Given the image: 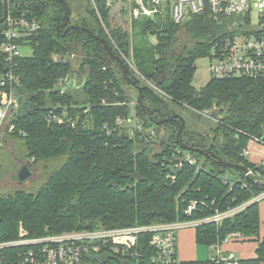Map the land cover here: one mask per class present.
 <instances>
[{
    "label": "trees",
    "instance_id": "16d2710c",
    "mask_svg": "<svg viewBox=\"0 0 264 264\" xmlns=\"http://www.w3.org/2000/svg\"><path fill=\"white\" fill-rule=\"evenodd\" d=\"M64 1L70 9L68 25L105 38L124 60L129 75L142 88L143 104L150 110L148 115L137 103L135 113L144 128L155 129L156 139L146 141L140 132L130 136L124 130L108 132L103 128L130 114V107L124 103L128 99L124 86H135L128 84L119 62L108 55L99 40L83 29H72L64 35V28L57 30L65 12L60 0H7L10 15L33 17L40 28L21 42L31 46L32 54L13 59L16 89L29 107L15 113L11 119L13 131L0 136V176L11 167H20L13 163L15 157L39 166L43 180L33 190L0 193V242L18 239L20 224L27 237L39 238L198 220L216 210L246 203L220 224H196V241L210 246L237 232L241 235L238 240L255 239L258 243L256 256L239 259V264L263 262L259 203L252 199L264 186L249 182L241 169L222 167L212 157L180 148L176 142L179 118L161 125L154 123L180 114L186 122L181 132L185 144L207 149L264 177V163L254 164L242 154L249 139L264 141V78L210 77L200 88L192 84L195 60L210 54L215 38L226 34L225 26L207 13L191 15L179 24L168 17L140 16L132 20L131 31H127L110 24V9L103 0H97L101 20L90 0ZM4 9L5 0H0V20ZM4 27L3 20L0 45ZM54 55L60 59L54 60ZM65 56L74 59L63 60ZM9 64L0 49V76L11 69ZM75 71L83 78L63 89L60 81L67 86L66 79ZM177 106L194 114L198 121L204 120V124L189 121ZM213 110L217 117H207ZM50 111L66 112L76 121V127L48 120ZM6 141L12 144L11 153L4 150ZM5 152L13 158L5 159ZM184 154L194 162L184 160ZM250 177L254 181L257 178L253 174ZM191 201L197 203L188 214L185 209ZM152 234L151 230L138 233L131 253L96 240L99 252L85 254L81 263L156 264L157 249L150 244ZM30 247L0 248V264H16L19 254Z\"/></svg>",
    "mask_w": 264,
    "mask_h": 264
},
{
    "label": "built area",
    "instance_id": "2783aa9c",
    "mask_svg": "<svg viewBox=\"0 0 264 264\" xmlns=\"http://www.w3.org/2000/svg\"><path fill=\"white\" fill-rule=\"evenodd\" d=\"M7 1V0H5ZM110 10L120 8L125 10L128 16L138 18L146 16L155 18L168 17L170 21L179 24L191 15L207 13L215 22L225 26V35L215 38L209 58L210 77L217 79L225 78H264V0H103ZM96 10L97 0H90ZM256 22L252 21V17ZM3 41L0 49L10 63L11 69L0 76V136L3 132H11L14 125L11 123L13 115L19 108L18 94L16 89L17 77L12 71L13 59L21 56V42L27 36L40 28V23L33 17H14L7 13L4 20ZM107 31V30H106ZM128 63L134 69L130 60ZM135 70V69H134ZM130 107V114L126 117H118L112 127L104 125L103 128L110 132L124 130L133 136L140 132L146 141L156 139V131L153 127L144 128L142 121L135 113V100H126ZM48 120L69 124L76 127V121L68 117L66 112L57 114L50 111ZM264 144V141L253 137ZM242 154L246 156L247 149ZM184 160L193 163L194 159L189 154H184ZM259 165V164H258ZM181 166V162L176 164ZM255 175V181L264 186V177L258 171L248 169L244 176ZM264 197V190L252 200L258 201ZM251 200V201H252ZM196 201H191L186 213H191L196 206ZM246 204V203H245ZM245 204L230 208L225 211L216 210L212 215L193 221L196 224L202 222H215L220 224L224 217L231 216L242 209ZM187 221L173 223H161L150 226H135L121 229H101L96 231H73L59 235H50L39 238L27 237V232L20 225L19 237L16 240L0 242V248L17 245H31L28 250L22 251L16 264H80L85 254L98 253L100 244H110L115 249H121L128 253L137 244V234L141 231H153L150 244L157 249L156 264H183L176 254V230ZM183 223V224H182ZM241 235L237 232L228 234L222 242L238 239ZM221 243L210 245L212 254L205 262L195 264H239V259L231 252H223ZM133 255L136 252L132 253Z\"/></svg>",
    "mask_w": 264,
    "mask_h": 264
},
{
    "label": "rangeland",
    "instance_id": "374dc122",
    "mask_svg": "<svg viewBox=\"0 0 264 264\" xmlns=\"http://www.w3.org/2000/svg\"><path fill=\"white\" fill-rule=\"evenodd\" d=\"M133 19L134 18L131 19L128 16V13L125 10H120L119 7L116 8L115 10L114 9L110 10V24L112 26H120V27H122L123 29H125L127 31H131V26H132V20ZM252 21L256 22V18L254 16L252 17ZM102 25H103V28H106L103 23H102ZM107 34H108V32H107ZM152 39H154V36H152ZM113 52H114V50H113ZM20 53L22 55H25V56H30L32 54L31 46L28 45V44H22L20 46ZM69 56H65L63 58V60H66ZM53 59L54 60H59L60 56L54 55ZM69 59L73 60L74 58L72 59V58L69 57ZM120 59L123 60L121 57H120ZM125 60H126L125 62L128 64V66L131 67V65L128 63L127 58H125ZM195 66H196V71H195V74H194V77H193V80H192V84H193L194 87L200 88L210 78V74H209V70H208V68H209V58L207 56H205V57H200V58L196 59L195 60ZM74 73H75L74 75H72V76L70 75L66 79L67 80L66 82H69V85H71L72 83L77 85L79 83L80 79L83 78L81 76V74L78 73L77 71H75ZM83 76H85V74H83ZM17 83H18V80H16V84ZM60 85H62V87H64L63 89H65V87H67V88L69 87L68 85L66 86V83L64 84V80L60 81ZM124 89H125V93L128 95V99L127 100H129V101L135 100L137 102V97H138L137 89L132 88V87H130L128 85H125ZM177 110H179L181 113L186 115L189 121L196 122L199 125L204 124L203 123L204 120L203 121H198V118L194 114L189 113L188 111L184 110L183 108H180V107L177 106ZM217 115L218 114L215 112V110H213V111H210L209 114L207 112L206 116L209 117V118L210 117L213 118V117H217ZM152 141L155 142V140H152ZM3 145L5 147V149H4L5 151H7L9 153L12 152L11 151L12 150V144L9 141L8 142L6 141ZM154 145L155 144H153V146ZM7 152H5L4 158L6 159V158H8L10 156L11 159H12L13 155H11V154H9ZM25 162H26L25 159H22V160L18 161V159H16L15 157L13 158V163L14 164L21 165L22 163H25ZM31 168H32L33 174L28 179H26L23 182H19L16 179V177H15V175L17 173V170H18V167L17 168L11 167V169L9 168L10 171H9V169H8V172L5 171L0 176V193H7V192H10V191H13V190H16V189H20V188L29 189V190L36 189L41 184V181L43 180L42 179L43 174H42L41 168L39 166L34 167L33 165H31ZM159 224H161V223H159Z\"/></svg>",
    "mask_w": 264,
    "mask_h": 264
},
{
    "label": "crops",
    "instance_id": "0c3cea01",
    "mask_svg": "<svg viewBox=\"0 0 264 264\" xmlns=\"http://www.w3.org/2000/svg\"><path fill=\"white\" fill-rule=\"evenodd\" d=\"M246 158L254 164L264 163V144L261 142L249 139L247 145ZM259 216H260V238L264 237V197L258 200ZM183 224V223H182ZM195 225L193 221L185 222L176 230V254L181 262L200 263L208 260L212 254L210 246L197 243L195 235ZM257 240L242 239L229 240L222 242L220 247L223 252H231L240 260L251 259L256 256ZM80 264H84L81 263ZM90 264V263H87ZM92 264V263H91ZM121 264H132L129 261H123ZM260 264H264V261Z\"/></svg>",
    "mask_w": 264,
    "mask_h": 264
},
{
    "label": "water",
    "instance_id": "95a60500",
    "mask_svg": "<svg viewBox=\"0 0 264 264\" xmlns=\"http://www.w3.org/2000/svg\"><path fill=\"white\" fill-rule=\"evenodd\" d=\"M62 2V4L64 5V8H65V12H64V16L62 18V22L61 24H59L57 26V30H59L60 28H64V32H63V35L72 30V29H83L85 30L90 36H92L93 38H95L96 40H99L106 52L108 53V55L112 58V59H115L119 62V65L122 69V74L124 76V78L126 79V81L128 82V84L132 85V86H135V88L137 89L138 91V97H137V103L141 106V108L148 113H150V110L148 107H146L144 104H143V99H142V88L136 84V82L131 78V76L129 75V72H128V68L126 66V64L123 62V60L120 59V57H118L112 50L110 44L108 43V40H106L105 38L103 37H100L99 35H95L93 34V32L89 29H86V28H83V27H80V26H77V25H68V21H69V17H70V9H69V6L68 4L64 1V0H60ZM7 13H8V7H7V3L5 1V9H4V14H3V17L1 18L0 22L5 20L6 16H7ZM75 73L73 72L72 75H74ZM68 86L69 85V82H68ZM21 91H17V94H18V103H19V108L18 110L16 111V113H20V112H24L28 107H29V104H27V100L25 99V97L23 95L20 94ZM25 99V100H24ZM174 118H179L181 120V125L177 131V134H176V142L178 144V146L184 150H187V151H196V152H199L201 153L202 155L206 156V157H212L215 159V161L217 162V164H219L220 166L222 167H225V168H233V169H241L244 173L247 172V168L243 165H239V164H234V163H231V162H228V161H225L223 160L221 157H218L216 156L215 154H213L211 151L207 150V149H197V148H191L190 146H188L187 144H185L181 138V132L182 130L184 129L185 125H186V122H185V119L180 115V114H174L172 115L171 117L169 118H164V119H160V120H156L154 123L156 125H161L167 121H171L172 119ZM33 174V171H32V168H31V162L29 160H27L25 163H22L20 165V167L18 168L17 170V173L15 175L16 179L19 181V182H23L25 181L26 179H28L31 175ZM246 179L249 181V182H252L254 184H257L256 181H254L253 179H251L250 176H246ZM102 259V258H101ZM99 258V260H101Z\"/></svg>",
    "mask_w": 264,
    "mask_h": 264
}]
</instances>
